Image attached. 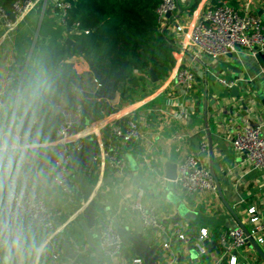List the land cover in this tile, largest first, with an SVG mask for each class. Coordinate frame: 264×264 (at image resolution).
Wrapping results in <instances>:
<instances>
[{
    "label": "crops",
    "instance_id": "obj_1",
    "mask_svg": "<svg viewBox=\"0 0 264 264\" xmlns=\"http://www.w3.org/2000/svg\"><path fill=\"white\" fill-rule=\"evenodd\" d=\"M208 1L201 0L192 10L194 0H176L178 14L167 29V36L173 41L174 50L179 52L173 51L175 63L169 75L157 83H153L150 76L145 77L139 86L126 83L133 93L122 103L116 89L115 99L106 102L113 107L121 104L118 111H102L101 117L94 121L97 128H110L114 121L116 124L125 116L138 124L141 136L137 141L125 145L113 141L121 150L126 164L123 178L99 164L90 169L95 183L90 200H95L96 194L102 193L104 198L96 200L97 204L103 206L97 210L99 224L109 220L114 225L116 220L120 227L127 228L131 234L139 220L130 204L135 192L143 189L144 203L157 206L160 224L165 228L164 232H155L153 240L164 256L162 264H231V259H235L233 264H264V235L260 236L263 244L255 242L259 253L248 243L238 250L222 248L218 244L219 235L233 226L229 210L246 230L253 226L248 214L251 208L264 223V169H253L245 155L234 152L231 146V136L244 125L264 129V52L253 56L249 50L240 48L218 59L207 55L195 56L189 47L181 53L180 48L188 45V38L185 32L177 33L174 26L176 23L184 26L195 23L208 8ZM218 1L229 5V1ZM235 1L241 9L246 0ZM249 11L264 20V0L252 2ZM58 15L59 10L51 3L47 8L37 5L23 17L14 20L10 29L0 27V75L12 74L17 77L5 93L10 99L0 101V147L3 148L0 149V219H5L7 178H20L34 184L47 206L62 212V216L55 219L58 232L52 240L46 241L44 233L33 229L28 223L11 229L6 234L4 247L0 249V264H47L52 253L59 256L61 264H71L73 261L105 264L104 259H97L95 251L89 248L80 231L78 222L82 219L85 204L79 186L72 184L75 196L72 203H67L52 181L51 162L56 149L58 124L51 109L41 115L43 120L29 137L21 138L15 132L17 119L27 106L30 107L33 97L30 83L23 79L32 61L35 44L50 40L66 43L69 40L67 29L58 23ZM71 61L76 64V73L85 76L77 86V96L82 99L84 93H94V78L84 58L74 57ZM181 65L191 68L195 74V87L190 92H185L173 80L174 72ZM134 74L137 75L136 72ZM181 106L187 109V115L184 119L176 120L173 114ZM31 113L34 115L32 110ZM50 117L52 120L48 121ZM88 124L81 123L82 129ZM88 141L96 149L94 138L87 137L85 142ZM201 144H206L207 148L199 154ZM10 145L14 149H10ZM196 154L201 166L212 170L217 188L215 192L189 196L179 189L176 180H169L172 169L166 168L160 161L163 159L175 164L177 178L179 161ZM25 156L29 157L31 165L23 178L21 169ZM103 180L106 185L102 184ZM179 206L185 208V213L191 214V220H182L177 226H172L170 220ZM178 228L186 231L187 240L173 241L170 249L164 250L162 245ZM202 229L208 232V238L204 241L208 242V246H204L206 253L200 255L194 241ZM147 231L144 237L149 236ZM93 239L98 246V235H94ZM62 240L78 253L74 260L63 258L60 247ZM135 258L131 247L124 245L122 255L115 263L131 264Z\"/></svg>",
    "mask_w": 264,
    "mask_h": 264
},
{
    "label": "built area",
    "instance_id": "obj_2",
    "mask_svg": "<svg viewBox=\"0 0 264 264\" xmlns=\"http://www.w3.org/2000/svg\"><path fill=\"white\" fill-rule=\"evenodd\" d=\"M254 1L258 0H246L239 11L226 2L218 1L217 5L205 9L195 23L187 24V26L176 23L175 31L177 33L185 32L188 38V45L180 48L181 53L189 47L195 56L207 55L218 59L232 54L240 48L249 50L253 56L264 52V20L249 11L251 3ZM50 3L59 10L58 23L66 28L67 10L70 8V3L66 0H18L11 5L10 11L0 5V27L10 29L14 20L23 17L37 5L47 8ZM176 11V0H160L156 9L159 23L164 24L167 20L166 15L169 13L172 16ZM72 30L77 31L76 23L72 25ZM174 52L179 51L174 50ZM195 79L192 69L184 65L178 66L173 76L176 85L185 92L194 89ZM16 80L17 77L12 74L0 75V94L8 92ZM219 82L229 86L223 80H219ZM92 84L94 92L99 90L100 84L97 80L93 79ZM51 112L58 124L55 132L56 149L51 162L52 181L67 203H72L75 196L74 187L67 177L70 170L68 145H72L74 150L79 151L83 147L85 139L93 137L96 149L91 154L90 169L99 164L119 178L125 176V161L121 150L114 145L113 141L124 145L137 141L141 134L139 126L134 120L123 116L116 124L114 121L110 128L107 126L97 128L93 122L82 129L80 106L69 109L66 105L58 103L52 106ZM186 115L187 109L184 106H181L179 111L173 114L176 120L184 119ZM42 120L41 116H31L30 126L33 128V132L37 131ZM231 146L234 152L245 155L253 169H264V129L262 127L244 125L231 136ZM9 148L14 149V146L10 145ZM206 148V144H201L198 153H204ZM0 149L3 148L0 147ZM28 158L25 156L22 160L21 177L23 178L26 177L27 168L31 165ZM175 183L184 194L189 196L216 191L213 177L207 169L201 166L197 154L185 156L179 161ZM130 208L144 230L156 228L165 231V228L160 224L157 206L144 203L143 189H138L135 192ZM4 211L5 219H0V249L6 243V234L22 223H28L33 229L43 232L46 241L52 240L58 232L55 219L62 216L61 211L47 206L34 184H29L20 178H7L5 181ZM248 214L250 215L249 221L253 225L251 229L247 230L248 236L241 228L226 231L218 238V244L222 248L238 250L247 244L248 238L257 244H263V238L260 236L264 235V223H261L255 215L254 208L249 209ZM187 236L186 231L178 228L169 235L168 242H165L162 247L164 250H169L173 241H185ZM207 238L208 232L205 229L200 230L195 238L194 247L200 255L206 253L203 242ZM98 245L102 250L105 264H118L115 262L122 255L124 243L113 222L107 220L99 224ZM234 260L231 259V264L234 263ZM47 264H61L59 256L52 253ZM71 264L80 263L73 261ZM131 264H142V261L135 258Z\"/></svg>",
    "mask_w": 264,
    "mask_h": 264
},
{
    "label": "trees",
    "instance_id": "obj_3",
    "mask_svg": "<svg viewBox=\"0 0 264 264\" xmlns=\"http://www.w3.org/2000/svg\"><path fill=\"white\" fill-rule=\"evenodd\" d=\"M15 1L18 0H0V5L10 11ZM66 1L70 3L66 16L68 38L80 46L82 52L57 40L35 44L23 79L33 90L30 108L34 115L48 113V109L58 103L69 109L80 105L81 123L85 125L98 120L102 111H118L121 104L113 107L104 100L78 98L77 86L85 76L76 73V64L71 61L74 57L91 61L106 79H111L126 65L116 85L121 103L133 93L126 83L139 86L150 71L158 80L169 75L175 61L174 43L167 36V29L174 22L178 8L161 24L156 14L160 0ZM200 1L194 0L190 9H195ZM217 1L209 0L208 7L217 5ZM226 1L239 11L235 0ZM75 23L76 32L72 30Z\"/></svg>",
    "mask_w": 264,
    "mask_h": 264
},
{
    "label": "water",
    "instance_id": "obj_4",
    "mask_svg": "<svg viewBox=\"0 0 264 264\" xmlns=\"http://www.w3.org/2000/svg\"><path fill=\"white\" fill-rule=\"evenodd\" d=\"M171 14H167L166 18L169 19ZM66 33L69 34L70 30L67 29ZM67 45H71L76 47L79 52H82V49L77 44L73 43L70 40H66ZM90 72L93 75V78L97 80L100 84L99 90L94 93H84V98H91L95 100H105V101H113L116 96V85L120 79V77L124 73V69L126 67L123 66L120 68L118 72H116L111 79H106L102 76L99 70H97L94 64L85 59ZM150 80L153 83H157L158 78L155 76L153 71L149 72ZM20 77V75H19ZM9 100L10 96L7 94H0V101L1 100ZM32 113L30 107L27 106L24 112L22 113L21 117L17 119L18 124L15 128L16 134L21 138L29 137L33 133V128L30 126V119ZM52 117L48 119L51 121ZM67 148L70 150V170L67 173L68 180L71 184L79 186L80 194L82 195V201L85 204L81 212V220L78 222L80 231L85 236L86 242L91 250L95 251V255L98 260H103L102 250L97 246L93 236L99 234V221L97 220V210H101L103 208L102 205L97 204L96 200L99 198H104L102 193L96 194L95 200H90L91 195L93 194L95 183L93 177L90 175V167L92 162L91 154L93 152V145L91 142H84L83 147L81 150L76 151L73 149L72 145H68ZM166 168H171L170 171L171 177L169 180L174 181L176 180V166L175 164H170L169 162H165V160L160 161ZM174 168V172H173ZM169 171V169H168ZM211 176L213 177L212 170L209 171ZM214 179V178H213ZM215 181V180H214ZM103 185H106V181H102ZM216 185V184H215ZM217 188V185H216ZM185 208L179 206L177 209L176 214L170 220L172 226H177L182 220H191V214L185 213ZM231 214L233 226L230 227L231 230L236 228H241L246 236H248V232L246 228L240 224L239 220L236 218L235 214L229 210ZM114 227L118 231L119 235L121 236L124 245L131 247V252L137 258L141 259L142 264H162L164 261L163 254H160V246L158 244H153L154 234L158 231V229H150L147 232L149 233L148 237H144L145 230L141 227V224L138 222L135 224V231L131 234L128 233L127 228H122L119 224L114 220ZM228 228V227H226ZM248 244H252L254 249L259 253V248L255 244V242L251 239H247ZM204 246H208V242H203ZM214 245V244H210ZM60 247L63 252V258L68 260H74L78 253L73 251L71 246L67 244L65 241L60 242Z\"/></svg>",
    "mask_w": 264,
    "mask_h": 264
},
{
    "label": "rangeland",
    "instance_id": "obj_5",
    "mask_svg": "<svg viewBox=\"0 0 264 264\" xmlns=\"http://www.w3.org/2000/svg\"><path fill=\"white\" fill-rule=\"evenodd\" d=\"M240 7V6H239Z\"/></svg>",
    "mask_w": 264,
    "mask_h": 264
}]
</instances>
